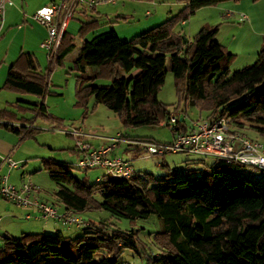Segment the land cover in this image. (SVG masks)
Returning <instances> with one entry per match:
<instances>
[{
	"label": "trees",
	"instance_id": "16d2710c",
	"mask_svg": "<svg viewBox=\"0 0 264 264\" xmlns=\"http://www.w3.org/2000/svg\"><path fill=\"white\" fill-rule=\"evenodd\" d=\"M222 1L176 0L183 5L175 14L126 40L114 30L87 39L100 25L93 17L81 22L79 44L65 32L49 57V71L62 66L65 57L77 48L70 69L76 74L75 105L84 115L102 104L124 127L164 123L174 135L189 128L181 123L183 119L170 124L173 111L157 97L168 58L178 105L190 104L205 112L198 119L227 117L234 129L264 137V45L254 63L231 71L235 55L216 39L218 25H203L191 40L174 29L198 9ZM0 89L43 100L49 93L48 81L36 55L20 50ZM26 112L33 114V119ZM36 119L54 128H61L63 122L48 111L44 101L17 100L0 109V126L21 140L39 133L40 129L33 127ZM41 162L56 185L52 192L55 205L78 215L88 211L109 215L86 219L76 237L59 232L2 234L0 264H132L122 258L125 250L134 251L145 264H264L263 169L249 180L237 174L246 165L217 158L200 174H190L188 169L159 176L150 172L130 177L104 173L99 180L89 182L73 173L71 163L51 158ZM197 163L204 164V160ZM151 215L161 221L160 230L149 232L155 254L139 237L143 228L121 229L110 220L125 218L133 224Z\"/></svg>",
	"mask_w": 264,
	"mask_h": 264
},
{
	"label": "rangeland",
	"instance_id": "374dc122",
	"mask_svg": "<svg viewBox=\"0 0 264 264\" xmlns=\"http://www.w3.org/2000/svg\"><path fill=\"white\" fill-rule=\"evenodd\" d=\"M50 2L51 0H12V3L5 8L3 25L0 28V85L4 81L8 66L16 59L19 51L23 50L34 53L38 58L41 70L47 75L49 90V93L42 100V98L31 94H19L0 89V108L4 107L8 101H15L18 97H23L27 102L44 101L50 113L63 119L61 128L51 127L48 122L36 119L33 122V127L40 130L35 138L20 140L17 135H11L15 139L12 158L17 161V167L11 170L8 183L17 187L23 181L31 183L39 189L35 198L47 202L54 201L52 192L56 185L44 169L41 162L42 158L71 163L74 167L73 173L78 177L85 176L89 182H93L96 175L102 172L97 168L84 170L77 167L79 156L75 151L77 149L76 141L69 134L73 128H80L85 134L82 139L87 140V143L93 148L108 143L117 134L130 138L150 137L152 140L161 143L170 142L173 138L171 128L164 123L152 127H124L119 118L102 104H99L96 109L86 115L83 114V109L75 105L76 74L70 69L77 48L65 57L62 66H57L49 71L48 53L39 47L46 29L33 19V15L39 8L49 5ZM177 3L176 0H118L116 4L96 7L94 12L87 15L75 13L74 18L67 24L66 32L74 36L77 44H79L78 28L81 22L95 17L100 20V25L93 32L87 34V39L110 30H114L121 39H131L175 14L179 9ZM242 15H245L244 19L241 18ZM191 20L194 27L192 32L188 30L189 23L184 26L182 22L174 27L175 31H181L191 40L202 25H218L216 39L235 55L230 64L231 71L254 63L258 51L264 45V0H225L198 9L189 16L186 22ZM169 64L170 61L167 58L164 83L159 89L157 97L161 102L168 105L174 116L179 120L183 119L184 121L180 122L189 128L191 121L197 120L199 115L204 116L205 112L200 113L196 107L190 104L187 107H184L183 103L177 104L178 98ZM25 115L32 119L34 117L29 112H26ZM244 133L264 143V137L256 135L253 131L246 130ZM124 144L125 142L122 141L118 147L116 146L114 153L122 155L125 159H130V164L137 173L150 172L154 176H159L171 170L180 174L188 169L191 170L190 174H200L202 171H207V167L213 162L211 157L184 152H167L164 155L140 154L137 156H133V152H130L129 154L132 156L129 157L128 153L124 152ZM200 160H204V164L197 163ZM160 163H164L163 166H160ZM165 164L169 169L164 166ZM6 170L0 174L6 175ZM261 173V169L251 166H245L237 171V174L249 180L257 178ZM246 189L250 191L251 186L247 184ZM0 202L1 206L9 205L11 207L9 214L12 215L10 216L13 223H16L14 226L18 231L14 235H19L22 232L39 233V231H44L19 230L21 226L27 227L38 220L26 219L20 205L4 198H0ZM108 215L105 211H88L81 214V217L85 220L87 217L97 220L100 216L106 217ZM39 220L53 225L51 219L40 217ZM110 220L121 229H128L131 226L143 228L139 233L140 239L146 243L153 254L156 253V246L149 232H156L161 229V221L157 216L151 215L147 219L137 220L133 224L125 218H111ZM59 226L62 228V234L69 237H76L83 231L82 228L73 225L66 226L59 223ZM49 231L45 230L44 233H55ZM122 258L132 264H145L144 260L132 250H125Z\"/></svg>",
	"mask_w": 264,
	"mask_h": 264
},
{
	"label": "built area",
	"instance_id": "2783aa9c",
	"mask_svg": "<svg viewBox=\"0 0 264 264\" xmlns=\"http://www.w3.org/2000/svg\"><path fill=\"white\" fill-rule=\"evenodd\" d=\"M117 2L118 0H51L49 5L39 8L33 15V19L44 25L47 31L46 38L41 42V48L47 51L48 57H51L75 13L91 12L96 7ZM11 3L12 0H0V24L6 6ZM241 18L244 19L245 15ZM169 123L177 124V117H171ZM190 124L187 131H176L170 142L129 139L128 143L141 148L146 155L184 152L213 159L223 158L228 162L235 161L264 170V143L234 129L229 118L221 117L213 121L197 119L192 120ZM69 134L74 137L80 154L77 162L79 169L97 168L114 177H130L133 174L130 160L109 155L124 139L122 134H117L108 143L94 148L82 139L84 134L80 128H73ZM3 161L9 170L17 166V162L10 156H6ZM38 191V187L24 181L19 187L9 184L7 175L0 179V198L23 207H34L39 217L43 219L59 220L67 226L73 225L78 228L87 224L81 215L70 210H60L53 202L35 198ZM31 217V214L25 216L27 219Z\"/></svg>",
	"mask_w": 264,
	"mask_h": 264
},
{
	"label": "crops",
	"instance_id": "0c3cea01",
	"mask_svg": "<svg viewBox=\"0 0 264 264\" xmlns=\"http://www.w3.org/2000/svg\"><path fill=\"white\" fill-rule=\"evenodd\" d=\"M182 3H177V7L180 9L181 7H182ZM178 9V10H179ZM171 13H172V11H170ZM187 23H189V26H188V30H189V32H192V30H193V24H192V20L191 21H188V22H186V21H183L182 22V24L185 26ZM2 25H3V21H2V23L0 24V28L2 27ZM42 25V24H41ZM44 26V25H43ZM203 26V25H202ZM201 26V27H202ZM45 27V26H44ZM46 29V28H45ZM47 36V31L45 32V35L43 36V38H42V41L45 39V37ZM217 38V37H216ZM218 40V39H217ZM41 41V42H42ZM219 41V40H218ZM41 42L39 43V47H41L40 45H41ZM47 58H48V56H47ZM38 59V58H37ZM39 61V60H38ZM13 62V61H12ZM11 62V63H12ZM10 63V64H11ZM9 67V66H8ZM6 76V75H5ZM5 79V78H4ZM4 82V81H3ZM2 85V84H1ZM0 85V86H1ZM1 90H3V89H1ZM10 100H12V99H10ZM17 100H19V101H25V99H23V97H18L15 101H8V102H6V105L4 106V107H7V105L9 104V103H13V102H16ZM4 107H2V108H4ZM2 108H0V109H2ZM182 121H184V120H182ZM15 124H19V123H15ZM121 133V132H120ZM12 134H14L13 132H10L9 130H7V129H5L4 127H1L0 126V173L3 171V170H5V169H7L6 170V175H7V180H8V177H9V174H10V172H11V170L12 169H14V168H12V169H8V167H7V165L5 164V162L3 161V159L6 157V156H10L11 158H12V155H13V152H14V148H15V146H14V142H15V139L11 136ZM16 135V134H15ZM85 135V134H84ZM18 137V136H17ZM124 139L122 140V141H124L125 142V147H124V152H127L128 153V155H129V157H131L132 155L131 154H129L130 152H133V156H137V155H140V154H144L143 153V151L141 150V148H139V147H137V146H135V145H131L130 143H128V138L127 137H123ZM20 139V138H19ZM21 140V139H20ZM84 141H86L87 142V140H84ZM122 141H120L119 143H118V145H117V147L119 146V144L122 142ZM136 149H138V150H136ZM77 152V151H76ZM77 154H78V156H80V154H79V152H77ZM110 156H117V157H122V155H118V154H115L114 153V148H113V150L110 152V154H109ZM123 158V157H122ZM13 159V158H12ZM130 160V159H129ZM17 162V161H16ZM161 165L160 166H163V164L164 163H160ZM131 165V164H130ZM164 166H167L166 164L164 165ZM17 167V166H16ZM15 167V168H16ZM131 168H132V166H131ZM167 169H169V167L167 166ZM101 170V169H100ZM132 170H133V168H132ZM171 170V169H170ZM133 173H136L134 170H133ZM104 174V171L102 170V172L100 173V174H98V175H96V177H95V179H94V181H96L98 178H100L102 175ZM5 175V174H4ZM4 175H1L0 174V179L4 176ZM0 204H1V202H0ZM20 207H22V208H20V209H22L23 210V212L25 213V216H26V214H31V218H29V219H35V220H38V221H36L35 223H33V224H29L27 227H23V226H21L20 227V229L19 230H29V231H37V230H50L49 232H52V231H54L55 233L56 232H59V233H63L62 232V228L59 226V223H62L63 225H66V224H64L62 221H59V220H53L52 222H53V225L52 224H50V223H45V221L44 222H42V221H40L39 220V213H38V211L34 208V207H23V206H20ZM58 207H59V209L60 210H62L63 208H62V206H59L58 205ZM11 207L9 206V205H5V206H1L0 205V231L2 232L0 235H2V234H10V235H14L16 232H18V231H16V229H15V224L16 223H13V220H12V218H11V214H9V209H10ZM28 209H30V210H28ZM31 212V213H30ZM11 215V216H10ZM24 216V217H25ZM92 218V217H91ZM90 217L88 218L87 217V219H91ZM27 219V218H26ZM18 224V223H17ZM22 225V224H21ZM67 226V225H66ZM44 228H46V229H44ZM44 231H39V232H43L44 233ZM64 235V234H63ZM66 236V235H65Z\"/></svg>",
	"mask_w": 264,
	"mask_h": 264
}]
</instances>
